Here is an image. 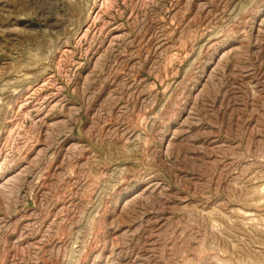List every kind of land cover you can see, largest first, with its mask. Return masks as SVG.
<instances>
[{
  "label": "rangeland",
  "instance_id": "1",
  "mask_svg": "<svg viewBox=\"0 0 264 264\" xmlns=\"http://www.w3.org/2000/svg\"><path fill=\"white\" fill-rule=\"evenodd\" d=\"M0 264H264V0H0Z\"/></svg>",
  "mask_w": 264,
  "mask_h": 264
}]
</instances>
